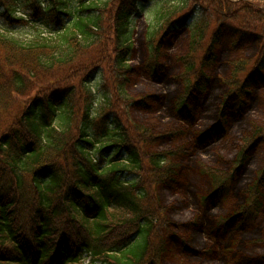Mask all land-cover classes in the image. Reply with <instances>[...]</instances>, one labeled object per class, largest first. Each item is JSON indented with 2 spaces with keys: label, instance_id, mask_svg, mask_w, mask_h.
<instances>
[{
  "label": "trees",
  "instance_id": "16d2710c",
  "mask_svg": "<svg viewBox=\"0 0 264 264\" xmlns=\"http://www.w3.org/2000/svg\"><path fill=\"white\" fill-rule=\"evenodd\" d=\"M150 1L0 0V264H177L174 236L184 255L178 264H263L264 251H248L264 250V147L250 180L245 169L264 125L238 114L230 138L226 109L237 85L249 94L264 82V50L258 66L248 68L253 56L228 59L214 118L194 130L198 147L214 136L226 140L204 153L209 160L186 145L162 148L180 130L159 126L152 134L134 118L163 96L137 95L133 81V12ZM154 15L143 32L153 73L169 36L187 27L175 60L192 80L171 99L174 111L211 86L225 27L251 38L246 25L257 20L264 42V0H158ZM93 62L106 64L103 76L86 71ZM190 156L206 181L199 190L185 186L181 162ZM190 202L196 212L188 217ZM241 227L221 250L198 237Z\"/></svg>",
  "mask_w": 264,
  "mask_h": 264
},
{
  "label": "rangeland",
  "instance_id": "374dc122",
  "mask_svg": "<svg viewBox=\"0 0 264 264\" xmlns=\"http://www.w3.org/2000/svg\"><path fill=\"white\" fill-rule=\"evenodd\" d=\"M158 0H151L142 10L141 8L144 5H141L140 2L136 4V9L133 12V17L137 18L136 21H132L131 26L134 29L133 39L136 42V51L135 57L131 62L132 66H135V72L133 73V81L137 82L136 87L137 91L135 92L141 94H153L155 92H163V96L158 98L159 100L150 104L148 109L138 111L136 114L134 113L135 120L145 126L149 133L159 134L158 130L159 126L171 127L172 130H180V133L172 140L167 143V145L162 146V148L166 149H174L180 146H188V152L202 154L203 159L209 160V156L204 154L208 151V149H213L216 146H220V144H224L226 140L220 141L221 138L214 136L211 141L205 143L203 146H196L194 139V130L203 129L208 122L211 120L208 118H214V103L215 99H218V95L226 92L227 87L225 85V81H223L228 76V66L227 61L232 56H236L237 58L240 56H253L251 66H258L261 62V57L264 48L261 47L264 45L263 39H259L261 36V25L258 24L257 20L255 23L251 25H246V27L251 26L255 33L251 38L241 37L234 33H232V27L229 25L225 27L221 36L219 37L218 44L216 45L217 52L220 54L219 58V68L213 72L212 74V83L209 88H207L204 94H196L194 96H189L186 102V108H183L181 111H174L171 108V99L179 98L186 91H188L187 85L191 82L187 80L185 75L183 74V70L181 65L175 60V56L177 54H181L185 51V40L187 37V27H183L173 32L171 36H169L166 46L168 47L167 57L161 58L158 62L160 66H158V73H153L151 69H149L148 62L145 60V56L143 55L144 51V39L143 32L146 29V25L154 23V10L156 7V3ZM261 11H263L262 5L260 4L258 7ZM262 13V12H259ZM238 28H242V23H236ZM264 30V28H263ZM16 35H19L18 33ZM22 37H27L26 34H21ZM210 38H206V43H208ZM237 40V46L234 48L232 46V42ZM106 66L105 63L101 62H93L87 64L86 71L93 70L95 73H101L103 76L104 71L103 68ZM92 71V72H93ZM99 71V72H98ZM92 76H94L92 74ZM98 77V81L102 79L99 76L95 75L92 77V80ZM54 82V81H52ZM51 82V83H52ZM184 82H186V87H184ZM56 82H54L55 84ZM54 84H50L45 88H52ZM238 88L232 91V99L229 101V108L227 107L226 113L230 121L234 122L233 128L230 129L229 135L230 138L236 137L238 134L236 131L233 132V129L238 125L235 119L238 114L243 116V119H247L249 122L260 123V125H264V82L260 83L257 87L248 88L249 94L244 92L243 85H237ZM49 89H43L38 92L40 96H45L49 92ZM37 91V90H36ZM34 91L31 94L35 96L37 92ZM221 92V93H219ZM242 105V108L240 106ZM141 125H138L141 127ZM262 127V126H261ZM132 132L133 127H131ZM233 132V133H232ZM228 137V138H229ZM138 140L139 137L136 136ZM264 147V137L260 142L256 143V147L252 150V153L248 158V165L246 166L247 170V180H250L253 177V170L262 166L261 163V154L262 149ZM195 149V150H194ZM195 156H190L187 159L181 162L182 171L185 176V186L188 190H199L206 187V181L204 177L197 171L195 166ZM189 201L193 198L188 197ZM189 210L186 212V215L189 217L193 212H196V209L193 206V203L190 202ZM212 211V210H211ZM218 208H215L211 214L208 216V222L205 224V230L211 227L212 215L218 214ZM183 213H180L181 216ZM258 217V214L256 215ZM264 217V214H263ZM258 219V218H257ZM199 238L202 239V242H206L208 235L206 232H202L198 235ZM174 247L177 252V264L183 262L184 255L180 253L181 248V239L177 236H174ZM262 249L258 250L251 249L248 251V254L255 253V255L261 253ZM190 262H193V258L190 257ZM208 264H224L222 262L216 263H208Z\"/></svg>",
  "mask_w": 264,
  "mask_h": 264
}]
</instances>
